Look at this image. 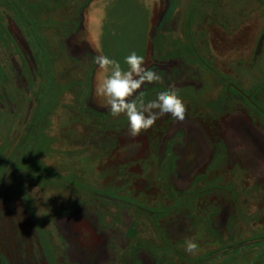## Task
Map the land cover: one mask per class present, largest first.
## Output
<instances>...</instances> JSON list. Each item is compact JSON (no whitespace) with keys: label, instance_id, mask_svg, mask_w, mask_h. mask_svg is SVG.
<instances>
[{"label":"rangeland","instance_id":"obj_1","mask_svg":"<svg viewBox=\"0 0 264 264\" xmlns=\"http://www.w3.org/2000/svg\"><path fill=\"white\" fill-rule=\"evenodd\" d=\"M133 51L162 77L145 100L174 86L187 107L135 139L93 62ZM81 248L264 264V0H0V264H82Z\"/></svg>","mask_w":264,"mask_h":264},{"label":"clouds","instance_id":"obj_2","mask_svg":"<svg viewBox=\"0 0 264 264\" xmlns=\"http://www.w3.org/2000/svg\"><path fill=\"white\" fill-rule=\"evenodd\" d=\"M93 62L98 66L95 95L103 99L113 118L121 115L127 118L131 138L148 131L165 114H170L178 122L185 120L187 107L174 86L158 92L155 99L145 100L144 93L140 92L142 86L160 82L162 77L144 66L143 56L131 52L124 58L126 68L118 60L104 54L96 55ZM39 190L37 187L33 193ZM184 250L195 254L198 244L186 240Z\"/></svg>","mask_w":264,"mask_h":264},{"label":"trees","instance_id":"obj_3","mask_svg":"<svg viewBox=\"0 0 264 264\" xmlns=\"http://www.w3.org/2000/svg\"><path fill=\"white\" fill-rule=\"evenodd\" d=\"M120 141H122L123 142V145L125 144V143H129L128 141H126L125 139L123 140V139H120ZM190 144H192V143H190ZM190 144H187V145H190ZM181 160L183 161V162H181ZM186 160H187V158H186V154H185V151H184V148H183V152H182V155H181V157H180V162H179V166L181 167V169H183L182 167H184L185 168V166H187L188 164H187V162H186ZM76 216V215H75ZM85 217L86 218H88L87 217V215H85ZM178 229V228H177ZM178 231V230H177ZM75 241V239H71V243H72V247H73V249H75V252H77L76 251V249H77V247H79V243H77L76 241ZM104 241H105V236H100V239H99V241H97L98 243H96V244H98V247L97 248H100L101 246H103V243H104ZM96 246V245H95ZM71 251H72V253L75 255V253H74V251L72 250V248L70 249ZM93 250V249H92ZM91 250V251H92ZM81 251H83L82 252V254L81 255H83L82 257H83V259L81 260V263L82 264H98V263H94L95 262V259H97L96 257L94 258V259H90V260H88V259H86L87 257H88V253L87 252H89V251H87V248H81ZM90 251V252H91ZM79 253V252H78Z\"/></svg>","mask_w":264,"mask_h":264}]
</instances>
